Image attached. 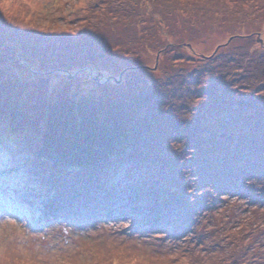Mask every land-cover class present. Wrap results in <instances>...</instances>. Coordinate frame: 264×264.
<instances>
[{
	"label": "rangeland",
	"instance_id": "374dc122",
	"mask_svg": "<svg viewBox=\"0 0 264 264\" xmlns=\"http://www.w3.org/2000/svg\"><path fill=\"white\" fill-rule=\"evenodd\" d=\"M63 99L123 127L101 163L58 157ZM2 185L0 264L264 251V0H0Z\"/></svg>",
	"mask_w": 264,
	"mask_h": 264
},
{
	"label": "trees",
	"instance_id": "16d2710c",
	"mask_svg": "<svg viewBox=\"0 0 264 264\" xmlns=\"http://www.w3.org/2000/svg\"><path fill=\"white\" fill-rule=\"evenodd\" d=\"M56 71L60 72L65 70H62L59 67ZM67 102H65L63 99L62 101H60V105L57 104L55 110L53 111L55 119L54 121H52V123H50L51 125H54L57 122L61 121L63 122L64 125L69 127L66 131L64 129V131L67 133L66 134L67 144L62 149L63 151L59 153L58 157L61 160H64L65 162H70L72 166L86 167L88 166L87 165L88 162L97 161L99 160L100 157L103 158V154L101 155V151H104L109 148L108 145L105 143L103 147L100 149L99 143L103 141H108V139H109L108 141L109 143L112 142L113 139L111 138L115 136L123 135L124 129L119 124L114 113L108 115L111 118H115L112 120H109L108 116L106 115L107 127L111 128L110 126L112 127L114 126L115 128L121 130V133L118 131L119 135H114L112 133L113 136H107L106 133L109 129L108 128L105 129L104 125L101 126L100 123L98 124L99 122L98 115H95L94 113L89 114L86 110V108H89L90 106H92V104L85 102L83 99H80L78 103L73 102L66 105ZM95 110L96 109H94V111ZM98 163H101L100 160L98 161ZM3 186L4 185L0 186V204H2V206H5L4 205L5 202H8V200L5 201V196H7L6 191L9 192V190L5 189V191L2 193L3 189L1 188ZM59 207L60 205L58 206V208ZM8 209L9 208H5V211L11 214L15 213V216H17V212L15 210H12L11 208L10 210ZM53 216L54 215L51 214L49 211L46 212L47 221L54 220L51 219ZM247 255L248 256H246L245 258L241 259L240 261H237L236 264L255 263V261L256 262L261 261L264 263V251H256V249H254L251 250Z\"/></svg>",
	"mask_w": 264,
	"mask_h": 264
},
{
	"label": "bare ground",
	"instance_id": "6f19581e",
	"mask_svg": "<svg viewBox=\"0 0 264 264\" xmlns=\"http://www.w3.org/2000/svg\"><path fill=\"white\" fill-rule=\"evenodd\" d=\"M149 54V53H148Z\"/></svg>",
	"mask_w": 264,
	"mask_h": 264
}]
</instances>
